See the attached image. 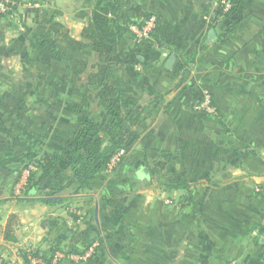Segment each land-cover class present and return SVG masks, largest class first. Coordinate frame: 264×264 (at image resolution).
<instances>
[{
	"label": "crops",
	"instance_id": "1",
	"mask_svg": "<svg viewBox=\"0 0 264 264\" xmlns=\"http://www.w3.org/2000/svg\"><path fill=\"white\" fill-rule=\"evenodd\" d=\"M23 1L0 16V249L78 255L97 244L89 260L61 264H264V0H232L223 17L216 0H113L105 15L110 0ZM147 16L157 33L134 46L127 27ZM91 17L111 43L107 59L79 43ZM51 18L69 33L52 49L39 46ZM104 64L129 99L124 155L77 194L58 163L45 185L58 203L14 198L24 157L60 155L82 120L103 146L113 140L98 91ZM205 91L214 114L193 109ZM182 179L187 190L174 188ZM10 216L14 243L3 237Z\"/></svg>",
	"mask_w": 264,
	"mask_h": 264
},
{
	"label": "trees",
	"instance_id": "2",
	"mask_svg": "<svg viewBox=\"0 0 264 264\" xmlns=\"http://www.w3.org/2000/svg\"><path fill=\"white\" fill-rule=\"evenodd\" d=\"M110 6H102L100 9L103 15H105L109 8H115V3L113 0H110ZM103 3V0L96 1V7H100ZM231 11H234L233 7ZM230 11V12H231ZM218 13L221 14V10H218ZM2 17H11L9 14H3ZM233 24L234 22L230 20ZM115 24V23H114ZM47 35L42 36L39 39L40 47H48L50 49L54 48L58 41L68 40L69 33L64 26L55 21V18H51L47 24ZM157 33V23L156 28L153 31L151 37L153 38ZM79 43L85 47H93L97 53H105L106 59L109 55V49L111 47L110 41L105 39L100 31V28L97 26L96 19L91 17L86 26L82 29L80 33ZM144 44L143 46H145ZM166 49L170 55H174L177 58V53H180L179 47L177 46V40L171 35V33L166 34ZM22 60H25V50L22 51ZM101 74L103 79L99 84L98 91L101 95L100 102L102 103L103 109L108 112L111 122L108 123V134L113 136V140H109L103 146L101 144V137L99 136V130L93 129V123L89 120L81 121V128L76 132L73 139L67 143V145L61 150L60 155L51 156L45 155L42 158L34 162L35 157L26 155L23 159L25 167L28 165H34L35 171L30 172L27 178V184L23 191L21 197L29 196H42L44 198H39V202L52 205L58 203V201H53L55 193L47 192L48 187L46 181L49 177L54 175V170L56 169L58 163L65 162L66 166L64 168L66 174V188L74 186L71 194H77L80 191H84L88 188L90 181L93 178L95 172L102 168L106 167L112 157L120 150H125L129 146L127 140H120L121 135L123 134L122 125L124 123L132 121L128 113L122 112L121 110L129 106V99L123 94L119 87L112 86L107 82L108 70L107 66L104 64L101 66ZM114 113H117L115 116ZM138 119V116L135 120ZM116 123V124H115ZM118 139V140H117ZM244 155L239 157V160L243 159ZM64 174V173H63ZM18 179L13 183H17ZM177 189H188V183L186 180L182 179L177 186H174ZM20 197V198H21ZM24 201V200H23ZM33 200H27L26 202H33ZM74 219L75 216L72 215ZM16 225V217L10 216L8 222L5 226L3 237L4 240L10 243H14L15 239L13 237L12 227ZM95 241L102 246L104 244V239L97 234ZM38 252V251H37ZM55 251L51 254H43L44 260L49 263L51 258L54 256ZM62 252V251H61ZM68 254L67 252H62ZM22 258L25 260L24 254ZM61 264V263H60Z\"/></svg>",
	"mask_w": 264,
	"mask_h": 264
},
{
	"label": "built area",
	"instance_id": "3",
	"mask_svg": "<svg viewBox=\"0 0 264 264\" xmlns=\"http://www.w3.org/2000/svg\"><path fill=\"white\" fill-rule=\"evenodd\" d=\"M26 5L23 0H0V14L5 15L9 14L10 16L13 15L16 8ZM215 7L217 10H221L220 16L223 17L228 14L232 7L233 2L232 0H216ZM156 28V18L154 16H147L139 23L130 24L127 27V31L131 36V40L134 46H143L151 41L152 33ZM195 111L204 112L206 114H214V109L211 107V97L210 94L205 91L202 95V100L200 103L194 106L193 108ZM124 155V151H118L110 160L108 167H113L116 163L120 160V158ZM35 171L34 165H28L27 169L24 172L23 177H21L17 183L14 184L12 193L14 198H20L23 194L25 186L27 184V178L30 172ZM77 219L81 218V213H77ZM97 244L90 246L81 254H65L62 252H57L51 258L50 262L47 263L44 260L43 254L37 252L34 248H24L20 251L21 262L19 261L18 264H60L62 261L68 259L74 262H85L89 260L95 252ZM4 252V251H3ZM3 252H0V264H5L6 261L4 260L5 256ZM22 254L25 256V260L22 258ZM263 256H264V248H263ZM9 264V263H8ZM227 264H236L235 261H230Z\"/></svg>",
	"mask_w": 264,
	"mask_h": 264
},
{
	"label": "rangeland",
	"instance_id": "4",
	"mask_svg": "<svg viewBox=\"0 0 264 264\" xmlns=\"http://www.w3.org/2000/svg\"><path fill=\"white\" fill-rule=\"evenodd\" d=\"M115 166V165H114ZM70 200V199H69ZM68 200V201H69ZM71 203V201H69V203L67 204V205H69ZM78 210V208H75V207H69V211H70V214L71 215H73V216H77V213L79 212V211H77ZM81 218H82V214H81ZM81 218L79 219V221L81 220ZM25 248H27V247H25ZM30 248H34V247H30ZM35 249V248H34ZM4 251V252H3ZM0 252H3V254H4V256H5V258H4V260L6 261V263L5 264H18L19 263V261L21 262L22 260H21V256H19L20 255V253H17V256L16 257H13L11 254H10V251L7 249V248H4V249H0Z\"/></svg>",
	"mask_w": 264,
	"mask_h": 264
},
{
	"label": "water",
	"instance_id": "5",
	"mask_svg": "<svg viewBox=\"0 0 264 264\" xmlns=\"http://www.w3.org/2000/svg\"><path fill=\"white\" fill-rule=\"evenodd\" d=\"M173 63H174V57H171L169 62H168V65H167V69L171 70L172 66H173ZM1 191H0V196H1Z\"/></svg>",
	"mask_w": 264,
	"mask_h": 264
}]
</instances>
